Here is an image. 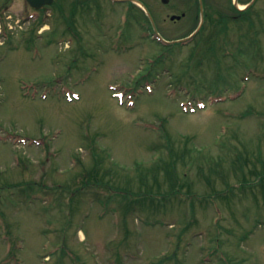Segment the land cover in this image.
I'll use <instances>...</instances> for the list:
<instances>
[{
  "label": "rangeland",
  "instance_id": "374dc122",
  "mask_svg": "<svg viewBox=\"0 0 264 264\" xmlns=\"http://www.w3.org/2000/svg\"><path fill=\"white\" fill-rule=\"evenodd\" d=\"M19 10L0 35V264H264V0L254 27L185 42L171 21L121 38L114 16L105 38Z\"/></svg>",
  "mask_w": 264,
  "mask_h": 264
},
{
  "label": "flooded vegetation",
  "instance_id": "af4514ba",
  "mask_svg": "<svg viewBox=\"0 0 264 264\" xmlns=\"http://www.w3.org/2000/svg\"><path fill=\"white\" fill-rule=\"evenodd\" d=\"M226 1V9L219 11V0H0V20L14 19L12 12H15V9H20L21 16L27 17L28 21L32 20L33 23L48 22L52 18L49 17L53 14L51 11L57 10L63 23L73 19L81 24L83 17L90 16L93 23L101 31H105L103 36L107 37V29H114V24L113 26L109 25V19L117 16V22L121 17L123 20L122 30L119 34L121 38L126 37L128 28L132 24L141 28L149 20L155 27L156 24L158 26L163 22L171 21L174 25L172 26L174 42L183 38L178 36L182 33H187L185 36H189L194 32V36H197L198 28L209 22L226 23L230 21L231 17L238 18V20L244 17L251 24H254V20H258V11H255L257 0ZM240 16L242 18L239 19ZM248 16L250 20L247 19ZM83 28L86 29V25ZM76 30L79 32L82 27L80 30ZM163 37L165 36L163 35Z\"/></svg>",
  "mask_w": 264,
  "mask_h": 264
},
{
  "label": "trees",
  "instance_id": "16d2710c",
  "mask_svg": "<svg viewBox=\"0 0 264 264\" xmlns=\"http://www.w3.org/2000/svg\"><path fill=\"white\" fill-rule=\"evenodd\" d=\"M238 13V12H237ZM240 18H242V16H240L239 17V19ZM235 19H237L238 20V18H235V17H231V19L230 20H235ZM247 19L248 20H250V18H249V16L247 17ZM241 21H246L245 19H244V17L241 19ZM252 27H254V24H250ZM241 48L243 49V47L241 46L240 48H238V52H242V51H240L241 50ZM237 56L239 55V54H236ZM235 58L237 57V56H235V54L233 55ZM162 263L164 262L163 260L161 261ZM154 264H158V262L157 263H154Z\"/></svg>",
  "mask_w": 264,
  "mask_h": 264
}]
</instances>
